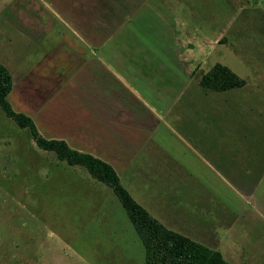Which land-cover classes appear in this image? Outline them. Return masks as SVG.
<instances>
[{"label":"crops","instance_id":"obj_1","mask_svg":"<svg viewBox=\"0 0 264 264\" xmlns=\"http://www.w3.org/2000/svg\"><path fill=\"white\" fill-rule=\"evenodd\" d=\"M0 22V32L11 28L8 38L17 46L12 65L0 62L13 79L7 99L44 138L108 163L152 217L163 224L166 212L173 213L171 230L234 264H264V245L250 247L245 230L231 223L247 210L262 213L242 202L264 178V162L254 157L262 150L244 153L254 158L247 162L241 140L215 117L212 101L181 97L180 73L166 61L176 57L173 43L182 35L176 6L166 0H0ZM186 219L191 231L178 226Z\"/></svg>","mask_w":264,"mask_h":264},{"label":"rangeland","instance_id":"obj_2","mask_svg":"<svg viewBox=\"0 0 264 264\" xmlns=\"http://www.w3.org/2000/svg\"><path fill=\"white\" fill-rule=\"evenodd\" d=\"M166 2L182 16L180 42L173 43L176 57L166 60L180 73L175 85L180 84L181 97L212 101L215 117H223L231 138L241 140L247 162L254 158L244 153L259 150L260 156L254 157L264 162V0ZM194 23L196 30L184 28ZM8 29L0 32V62L12 65L17 46L8 38ZM173 31L167 32L169 37ZM160 32L164 36L163 28ZM216 63L243 78L244 85L225 91L201 86L200 78ZM167 88L173 90L172 85ZM169 94L173 99V91ZM88 173L39 148L29 130L0 107V264H144L143 244L121 202L108 185ZM247 201L262 213L247 210L241 221L231 223L241 225L247 244L254 248V242L264 245V178L242 202ZM173 217L166 212L168 222L163 221L170 229ZM185 222L178 226L191 231L190 221Z\"/></svg>","mask_w":264,"mask_h":264},{"label":"trees","instance_id":"obj_3","mask_svg":"<svg viewBox=\"0 0 264 264\" xmlns=\"http://www.w3.org/2000/svg\"><path fill=\"white\" fill-rule=\"evenodd\" d=\"M245 83L228 67L216 63L200 78V85L216 91H225ZM13 79L8 68L0 63V107L20 128H27L36 145L53 151L56 157L69 165L83 166L91 176L108 185L121 202L129 221L144 247V264H229L220 252L165 227L138 204L121 185L115 170L106 162L69 147L65 141L46 139L37 130L33 120L16 112L7 99Z\"/></svg>","mask_w":264,"mask_h":264}]
</instances>
